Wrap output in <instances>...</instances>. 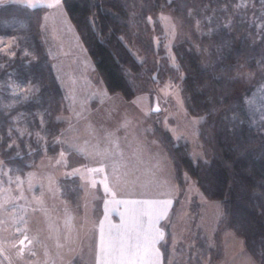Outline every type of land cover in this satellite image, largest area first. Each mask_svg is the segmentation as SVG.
<instances>
[{
  "label": "rangeland",
  "instance_id": "1",
  "mask_svg": "<svg viewBox=\"0 0 264 264\" xmlns=\"http://www.w3.org/2000/svg\"><path fill=\"white\" fill-rule=\"evenodd\" d=\"M188 1L157 13L172 59L180 45L211 41L228 51L235 24L246 26L243 46L264 41V0ZM27 4L49 8L37 31ZM125 42L119 56L141 70ZM136 83L131 94L109 91L63 0H0V264H94L101 203L120 176L131 192L174 181L166 264H198L189 256L199 230L220 255L202 264H264V194L238 181L225 217L228 185L203 146L204 117L190 112L180 82L158 75ZM236 118L264 133V80ZM164 135L188 163L175 162Z\"/></svg>",
  "mask_w": 264,
  "mask_h": 264
},
{
  "label": "trees",
  "instance_id": "2",
  "mask_svg": "<svg viewBox=\"0 0 264 264\" xmlns=\"http://www.w3.org/2000/svg\"><path fill=\"white\" fill-rule=\"evenodd\" d=\"M187 1L63 0V4L87 40L95 68L103 75L109 91L131 94L140 89L136 81L150 78L157 83L158 75L181 83L190 112L204 117L199 124L203 146L220 163L226 178L228 187L221 203L225 217L230 219L232 193L238 181H246L264 194V169L258 170L264 155V133L239 124L236 118L246 104V96L264 80V41L255 40L250 46H243L241 40L246 26L234 23L228 51L220 52L211 41L193 50L180 45L176 48V58L172 59L157 13L166 4L171 6ZM29 9L37 31L49 8ZM124 39L125 44L136 48L140 54L141 70H134L135 66L119 56L118 49ZM163 143L175 162L190 161L179 154L182 145L175 144L165 135ZM169 237L168 232L167 239ZM196 239L193 256L189 259L194 258L196 263L202 264L208 255H211V263L220 258L218 249L200 230ZM160 245L166 264L169 244L162 241Z\"/></svg>",
  "mask_w": 264,
  "mask_h": 264
},
{
  "label": "crops",
  "instance_id": "3",
  "mask_svg": "<svg viewBox=\"0 0 264 264\" xmlns=\"http://www.w3.org/2000/svg\"><path fill=\"white\" fill-rule=\"evenodd\" d=\"M167 165L170 168L168 163ZM117 176H120V172L117 173ZM120 179H122L121 176L117 178L116 183L118 185L115 191L113 186L107 187L106 192H110L111 195L108 194L101 203L102 215L97 225L98 235L96 238L98 244H96L97 255L94 264H98V261L104 258L100 251L101 224H103L105 241H107L110 234L112 236L124 234L132 237L139 234L141 243H143L145 238L151 239L155 229L163 232L165 238L164 223L171 215L176 203L174 181L168 180L165 185L162 183L163 185L155 186L149 191L144 188L141 189L143 191H140L136 188L131 192L124 179ZM121 185L122 188H119L118 186ZM169 201L170 204L161 203ZM165 211L166 215L162 219H158ZM164 238L156 243L154 248L149 249L148 255L151 254L154 264H164L163 251L160 245Z\"/></svg>",
  "mask_w": 264,
  "mask_h": 264
},
{
  "label": "snow or ice",
  "instance_id": "4",
  "mask_svg": "<svg viewBox=\"0 0 264 264\" xmlns=\"http://www.w3.org/2000/svg\"><path fill=\"white\" fill-rule=\"evenodd\" d=\"M27 7H36V4H27ZM53 7L55 5H48ZM162 204H170L169 202H161ZM166 215V211L161 214L158 219H162ZM164 238L163 232L155 229L151 239L145 238L141 243L140 236L130 235H109L105 241L103 224H101V243L100 251L103 254V260H99L98 264H148L147 256L150 248H154L155 244ZM27 239V237H25ZM23 244V241H21Z\"/></svg>",
  "mask_w": 264,
  "mask_h": 264
}]
</instances>
